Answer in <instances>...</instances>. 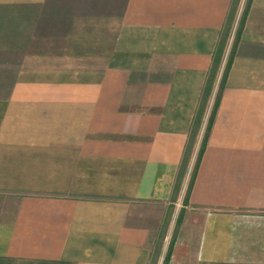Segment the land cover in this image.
<instances>
[{
  "label": "crops",
  "instance_id": "1",
  "mask_svg": "<svg viewBox=\"0 0 264 264\" xmlns=\"http://www.w3.org/2000/svg\"><path fill=\"white\" fill-rule=\"evenodd\" d=\"M236 2L0 0V264H264V0L192 134Z\"/></svg>",
  "mask_w": 264,
  "mask_h": 264
},
{
  "label": "rangeland",
  "instance_id": "2",
  "mask_svg": "<svg viewBox=\"0 0 264 264\" xmlns=\"http://www.w3.org/2000/svg\"><path fill=\"white\" fill-rule=\"evenodd\" d=\"M53 1L59 2L60 0H53ZM69 1H72V0H69ZM245 7H246V0H238V3L236 2V4H234L233 11H231L229 18L227 19V22L223 29V33H222V36L219 42V49L221 51V57H220L219 63L217 64V70H216L213 84H212L213 89L211 92V96L206 106V112L204 114L205 119L202 125L199 126L198 129L196 125L193 126L192 134H195L197 131L198 133L197 135L199 137L200 142L202 141V138L204 136L206 122L209 117L210 108H212V101L214 99V96L217 95V92H218V89L216 88V86H218V84L220 83L226 61L229 57V54H230L232 45L235 41L236 35L239 32L240 23L243 17V12L245 10Z\"/></svg>",
  "mask_w": 264,
  "mask_h": 264
},
{
  "label": "trees",
  "instance_id": "3",
  "mask_svg": "<svg viewBox=\"0 0 264 264\" xmlns=\"http://www.w3.org/2000/svg\"><path fill=\"white\" fill-rule=\"evenodd\" d=\"M247 7H248V4H247ZM247 7H246V9H247ZM246 9H245V11L243 13V17L241 19V24H242V21L244 20V15H245ZM238 36H239V34L237 33L236 37L238 38ZM235 44H236V41H234L232 49L230 51V55H229V57H228V59L226 61L225 68H224V71L222 73L221 80H220V83H219L218 92L222 88L223 81H224V79L226 77V73H227V71L229 69L230 62H231L232 56H233V50H234ZM220 57H221V51H220V49L218 47L217 51H216V54H215V58L213 60V66H212V68L210 70V73H209V75L207 77V82H206V85H205V88H204V91H203L201 107L204 105V103L206 101V98H207V96L209 95V93L211 91L213 80H214V76H215V73H216V70H217V64L219 63ZM218 92H217V95L215 96V99H214V102H213L212 110H211V113H210V116H209V119H208V124H207V127H206V132L209 130L210 122L212 120V117L214 115V111H215V109L217 107V104H218ZM200 114H201V110L199 109L198 112H197V118L199 117ZM206 132H205V135H204V137L202 139L201 147L199 149V153H198V156H197V162L200 160L202 152H203V150L205 148ZM173 243H174V238L171 240V242H170V244L168 246L166 255H165L164 260H163V264H167L168 261H169V258H170V255H171V251H172V247H173Z\"/></svg>",
  "mask_w": 264,
  "mask_h": 264
}]
</instances>
